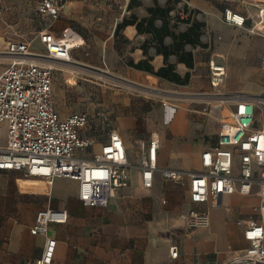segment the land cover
<instances>
[{"label": "crops", "instance_id": "crops-1", "mask_svg": "<svg viewBox=\"0 0 264 264\" xmlns=\"http://www.w3.org/2000/svg\"><path fill=\"white\" fill-rule=\"evenodd\" d=\"M39 1L0 0V45L5 44V51L9 42H28L33 52H45L38 36L44 29L54 39L73 43L71 63H59L63 70L53 73L54 109L60 118L79 112L89 114L93 128L81 131L80 135L92 139L93 145L87 150H77L76 155L80 158L90 159L93 153L99 152L107 140L108 131L115 129L124 141L132 165L130 183L128 187L118 189L107 206L86 207L78 200L79 184L73 179L55 178L51 185H47L38 179H25L18 171H0V264H25L26 260L40 257L45 238L32 235L29 229L37 212L45 208L66 210L68 214L65 224L50 226L49 235L57 241L51 264H215L230 259L232 252L247 248L248 243L237 221L258 219L256 208L259 201L255 195L226 193L218 207L194 204L185 188L165 181L158 171L154 173L152 188L145 189L141 184L140 170L136 167V140L148 139L151 133H157L160 142L158 169L199 171L200 154L215 144L217 129L208 145L201 146L200 136L196 141V130L189 141L174 145L167 138L166 126L159 129L155 123L141 121L138 124L137 119L127 123L118 108L101 106L94 113L86 104L91 95L83 77L86 67L99 68L104 64L114 75L135 84H174L127 64L129 61L138 63L145 58L142 45L146 43L149 46L150 34H139L135 26H127L114 36L117 24L124 18L131 14L139 18L148 16L146 8L152 6L153 1L137 0L138 5L128 9L131 0H74L65 4L56 20L38 14ZM158 1L164 5L162 0ZM189 3L210 32L220 25V14L212 0H189ZM255 5L254 18L253 10L249 9V13L242 14L246 19L245 28L238 29L249 33L248 30L254 26L260 9L258 4ZM105 23L111 24V38L104 37ZM186 28L184 24L180 30ZM117 38L125 42L127 48L124 52L119 53L115 48ZM166 42L170 40L166 39ZM35 43L43 50L35 49ZM186 49L193 54L192 69L176 63L174 56L169 60L176 64V72L180 76L190 72V84L200 82L197 69L203 64L207 48L187 46ZM148 55L152 57L150 65L154 70L164 66L162 55H158L154 47L148 48ZM6 60L8 63L9 58ZM208 72L210 83L209 67ZM114 112L118 118L112 122ZM200 126L198 123L196 129L200 130ZM170 159L172 164H169ZM23 182L33 184L26 186ZM163 200L166 204L162 203ZM191 208L208 210V228L185 227L181 215ZM172 245L178 247L175 259L170 256Z\"/></svg>", "mask_w": 264, "mask_h": 264}, {"label": "built area", "instance_id": "built-area-1", "mask_svg": "<svg viewBox=\"0 0 264 264\" xmlns=\"http://www.w3.org/2000/svg\"><path fill=\"white\" fill-rule=\"evenodd\" d=\"M71 1L74 0H40L37 12L56 20ZM171 1H177L176 6L181 8L180 19L187 20L189 13L184 8L193 10L189 0ZM257 20L248 30L250 33L264 24L263 9H259ZM222 21L241 29L246 23L242 14L231 9L224 10ZM38 36L45 52H33L28 42L18 41L9 42L4 51L9 60L0 73V171H18L25 179H38L47 185L55 178L73 179L79 184L78 200L84 206L105 207L118 189L129 186L132 165L126 146L120 134L110 129L107 140L90 159L76 155L77 150H87L93 145L92 139L80 135L81 131L93 128L90 116L79 112L60 118L52 94L53 73L60 68L59 63H71L73 43L54 39L46 29ZM208 67L210 85L215 89L223 83L226 70L214 60H209ZM218 96L222 97L220 104L226 105H221L216 115L219 129L215 144L200 154L199 171L158 169L157 133L136 140V167L145 189L152 188L154 173L158 171L165 181L185 188L194 204L218 207L226 193L255 195L259 201L258 219L237 221L247 248L234 251L230 259L215 264H264V90L253 95ZM162 203L166 204V200ZM181 219L187 229H206L210 224L207 209L191 208ZM67 220L66 210L45 208L37 212L29 231L32 235H43L44 246L39 258L26 260L25 264L52 263L57 241L49 235L50 226L65 224ZM170 256L178 257L176 245L170 247Z\"/></svg>", "mask_w": 264, "mask_h": 264}, {"label": "rangeland", "instance_id": "rangeland-1", "mask_svg": "<svg viewBox=\"0 0 264 264\" xmlns=\"http://www.w3.org/2000/svg\"><path fill=\"white\" fill-rule=\"evenodd\" d=\"M212 1L220 14V25L217 28L214 27L215 29L211 32L205 25L201 36L202 43L207 44V52L204 54L203 64L197 69V73L201 76L200 82L188 83L187 86L181 87L169 83L135 84L126 78L114 75L106 69L104 64H101L99 68L86 67L83 77L88 85V93L91 94L86 104L92 112L95 113L101 106L105 109L111 106L113 109L120 110L118 112L123 114L127 123H133L137 119L138 124L141 121L145 124L155 123L159 129L166 126L167 138L172 140L174 145L189 141L196 130V141L200 136L201 146L208 145L213 140L215 130L219 129L216 115L220 112V106L226 105V103L220 104L222 97L217 94L253 95L264 90V32L261 30V25L254 33H248L225 24L221 18L225 8L240 14L249 13L248 10L252 9L254 18L257 11L254 4L264 9V0ZM180 10L181 8L175 6L171 12L176 29L179 30L184 27L182 23L184 19L181 20L178 16ZM184 12L189 13L188 9ZM196 14L198 12L193 11L192 14L189 13V16ZM193 18L201 21L199 17ZM254 21H258L256 17ZM251 23L250 21L249 24ZM103 27L104 37H109L111 24L105 23ZM4 46V43L0 45V73L7 66ZM34 48L43 50L38 43H35ZM115 48L120 53L124 52L127 46L121 38H117ZM209 59L221 63L226 69L223 83L215 89L209 83L207 67ZM186 93L190 96H183ZM225 108H222L223 118L227 115ZM117 118L118 115L114 112L112 122ZM198 123L201 124L200 130L196 129ZM81 154L83 155L84 152ZM172 163L170 159L169 164Z\"/></svg>", "mask_w": 264, "mask_h": 264}, {"label": "trees", "instance_id": "trees-1", "mask_svg": "<svg viewBox=\"0 0 264 264\" xmlns=\"http://www.w3.org/2000/svg\"><path fill=\"white\" fill-rule=\"evenodd\" d=\"M153 5L146 8L148 16L139 18L135 14L124 18L117 24L114 36L127 26H135L139 34H150L152 36L149 46L145 43L142 45V51L145 58L138 63L129 61L127 64L138 70L146 71L152 75L162 78L170 83L184 86L190 82V72L180 76L176 72V64L170 62V57L176 58V63L184 64L188 69L194 67V58L187 46L192 48L202 47L207 48L206 43H202L201 36L203 34L205 23L197 19H192L191 16L187 20H182V23L187 25L183 31L176 29V24L171 16V12L177 5V1L168 0L164 5H160L158 0H152ZM138 5L137 0H131L128 4V9ZM187 10V8H184ZM194 10L189 11L193 13ZM172 20L174 21L172 23ZM169 39L170 42H166ZM154 47L158 55H162L164 66L158 70L150 65L152 57L148 55V48Z\"/></svg>", "mask_w": 264, "mask_h": 264}, {"label": "bare ground", "instance_id": "bare-ground-1", "mask_svg": "<svg viewBox=\"0 0 264 264\" xmlns=\"http://www.w3.org/2000/svg\"><path fill=\"white\" fill-rule=\"evenodd\" d=\"M256 6V5H255ZM262 8V7H261ZM264 10V9H263ZM261 30L264 32V25L261 26ZM154 92V91H153ZM161 94V93H160ZM217 95H221V93L217 94ZM175 96H179V95H175ZM182 96V95H181ZM183 96H190V94L186 93ZM196 99V98H194ZM165 105V104H164ZM24 184H26V186H31L33 183L31 182H23Z\"/></svg>", "mask_w": 264, "mask_h": 264}]
</instances>
